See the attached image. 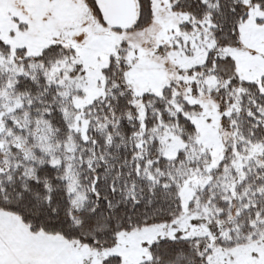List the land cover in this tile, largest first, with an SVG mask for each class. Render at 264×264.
Returning a JSON list of instances; mask_svg holds the SVG:
<instances>
[{
    "label": "snow or ice",
    "instance_id": "1",
    "mask_svg": "<svg viewBox=\"0 0 264 264\" xmlns=\"http://www.w3.org/2000/svg\"><path fill=\"white\" fill-rule=\"evenodd\" d=\"M0 264H264V0H0Z\"/></svg>",
    "mask_w": 264,
    "mask_h": 264
}]
</instances>
